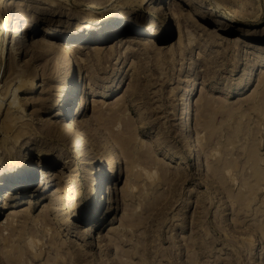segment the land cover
Masks as SVG:
<instances>
[{
    "label": "rangeland",
    "instance_id": "rangeland-1",
    "mask_svg": "<svg viewBox=\"0 0 264 264\" xmlns=\"http://www.w3.org/2000/svg\"><path fill=\"white\" fill-rule=\"evenodd\" d=\"M118 1L91 2L84 7L63 0H0V164L28 159L32 161L30 177L36 179L28 188L18 186L12 191L16 200L8 199V207L0 210V224L13 221L15 229L19 227L13 239L26 228V241L40 246L43 242L47 247L50 235L40 227L34 231L33 226L47 204L42 194L65 183L71 189L66 202L76 209L69 218L60 216V223L53 226L60 229L58 238L68 235L63 238L68 239V248L59 257L44 249L47 252L34 264H47L55 258L59 264H264V45L250 40L264 27V0H241L250 2L247 11L255 12L259 21L233 26L225 25L227 16L221 11L228 10L232 0H150L164 11V15L158 14V34L169 35L156 44L140 39L150 36L145 29L153 16L145 13L147 5L125 6L119 37L101 44L79 40L74 44V67L62 68V74L54 70L57 59L40 48L43 32L60 34L84 12L97 6L118 8ZM172 3L186 12L192 9L210 32L213 27H226L233 33L221 34L215 42L184 17L177 23ZM19 8L30 13L34 26L24 45L7 47L1 34L3 12ZM227 40L234 43L227 47ZM64 43L63 39L52 41L54 46ZM111 45L114 47L109 49ZM98 47L104 51L97 52ZM79 68L95 101L87 112L75 117L76 97L68 123L82 121L80 138L90 141L87 144L101 154L113 150L118 166L125 170L117 181L100 188L99 202L92 211L94 215L103 211L98 220L105 224L95 238L87 236L89 225L97 221L95 216L82 222L90 212L85 191L95 177L94 167L78 148L58 143L55 130L66 122L57 107V100L62 99L58 95L65 89L64 77L75 79V71L79 77ZM25 77L30 78L31 86L20 87L18 80ZM194 84L198 92L191 104V131L187 132L182 100L185 90H192ZM14 96L15 108L11 109ZM190 99L191 95L185 98ZM10 116L14 127L6 130ZM29 121L36 124L30 137L19 135L17 127ZM38 124L50 138L37 136ZM23 128L26 130L25 125ZM190 138L195 140V151L189 154ZM38 148L52 159H39ZM7 187L0 188L1 200ZM113 191L115 209L105 216L103 207L107 208ZM31 203L34 208L24 229V219L9 220L10 212L30 208ZM62 221H71L73 227L66 230ZM3 243L0 235V249L22 257L25 244L20 249L12 244L18 250Z\"/></svg>",
    "mask_w": 264,
    "mask_h": 264
},
{
    "label": "bare ground",
    "instance_id": "bare-ground-1",
    "mask_svg": "<svg viewBox=\"0 0 264 264\" xmlns=\"http://www.w3.org/2000/svg\"><path fill=\"white\" fill-rule=\"evenodd\" d=\"M63 1L74 3L75 6L79 5V6H84V7H87L88 3H91V2L96 3L98 1L100 2L99 5H103V2H102L103 0H97V1L96 0H63ZM118 3H119L118 5H120V7H118L119 9L116 7L107 9L106 7H100V6L96 5L97 7H95V10H93V11L88 10V12H84L82 14V17L80 20L70 24L60 34H56L51 30H45L43 32L44 33L43 37L45 38V40L42 41L40 48L43 49L42 51L45 55H47V54L48 55L49 54L54 55V57L57 59V64L55 63V68L53 66L54 70L56 69V71L58 73L61 72L60 74H62L63 69H64V71L65 70L67 71V70H71L74 67V60L72 59L73 54L75 53V50H76V48H74V44L78 43L79 40H82L84 42L88 41V43H91V44L92 43L93 44H101V43H106L107 41L114 40L117 37H119V35H121L120 29L124 25L125 18H126L125 17L126 14L122 12V9L125 6H137L138 8H141L145 4V5H147V9L145 8L146 9L145 13L153 16L147 20V28L145 29V32H147L145 35H150V36H148V37L141 36V38H140L141 40H147V41H150L152 44L153 43L156 44L157 40L166 41L168 39L169 35L166 34V35H163L161 37L158 34V31L160 28V20H159L158 14L161 13L162 15H164V11H160L161 8H158L156 4H154L153 2H150V0H119ZM250 5H251L250 2L242 3L241 0H232L230 6L228 5L229 6L228 10H226L227 8L221 10V11H223V15L227 16V17H225L227 20L225 25L226 26H230V25L233 26L235 23H237V24L243 23L244 24V23H248V22L259 21V17L255 12L249 13L247 11L248 10L247 8L250 7ZM92 6H89V7H92ZM189 6H190V3H189ZM171 7L177 13V14L175 13L176 15L174 16L175 21H177V23H180V21L182 20L181 17H184L185 19L196 24L198 26V28H200L201 30H203L206 33V36L208 35V38L214 39L213 41H215V42L217 40L216 38H219V36H221V34L229 35V34L233 33L232 29H229L226 27H223V28L213 27V32L212 31L210 32V30L203 24V22L200 21V19L195 17L194 14L190 12L192 9L190 11L186 12V11H183V9H180L178 7V5H176L174 3L171 4ZM191 8H193V7L191 6ZM249 10L251 11V9H249ZM3 15H4V17L2 18V22H1V26L3 28L2 33H1L3 36L2 37L3 42H4L3 44H7V47L10 44V45H12L13 48H15V46L17 47V46L24 45V43L26 42L25 39L27 38L28 34L30 33V28H32L34 26V20H33L32 16L30 15V13H28V11H26V10L24 11V9H22V8H19L16 10H7L5 12V14L3 12ZM158 20H159V22H158ZM211 23H212V21L209 22V25ZM98 25H100L101 28H100V26L98 28ZM112 31H114V33ZM132 32H133V34L138 35V33L136 31L133 30ZM173 35H174V32H173ZM250 37H251L250 40L254 41L255 43H258V45L263 46L264 45V27H263V29H261L257 33H255L254 36H250ZM58 39H59V41L63 39V41H66L67 43L61 44V46H54L52 44V41H54V40L58 41ZM248 39H249V37H248ZM73 40H74V43H73ZM179 41H181V39H179ZM226 42L227 43H225V44H227V47H228V45L231 46L234 43L231 40H227ZM38 43H40V42H38ZM181 44H180V46L182 47ZM38 47H39V45H38ZM112 47H114V45H111L108 48L111 49ZM108 48H106V49L109 50ZM96 49H97V52L104 51V50H102V48H99V47ZM178 49H179V47H178ZM183 49H185V48H183ZM106 53H107V51H106ZM183 53H184V50H183ZM98 62H99V60H98ZM97 66H99V65H97ZM261 67H264V65L261 64ZM208 69L209 68H207L206 70H208ZM210 73H211V71H210ZM29 75H30V73H29ZM76 75L77 74L75 71V79H73V80L71 79V77H68V78L66 76L64 77L63 82L65 84V89L63 91H61L62 93H60L58 95L59 98L62 97V99L59 101L57 100V107L59 109V113H58L59 117L63 118V120H62L63 122L64 121H66V122H64V124H59V126L55 127V130H56L58 137L61 138V139L57 138L58 143H61V141H62L63 144H65V145L69 144L72 147L78 148L81 151L84 160L90 161L89 165H93V167H94L93 173H94L95 177H94L92 182H89L87 184V186H86L87 189L85 191V203L87 204V211H90V212L87 215H85L83 220L82 219L81 220L83 223H87V222H90L89 220L94 218V216H95V220L97 219V221H95V223H93V225H91V226L89 225L88 228H89L90 232H89V234H87V236H92V238H95L96 235L101 231V229L104 227V224H105V222L101 223V221H99L100 216L103 215L102 214L103 211H101V213L99 215H97L98 212L95 213L97 216L94 215V213L92 211V207H93V209L96 208L97 207L96 205L99 202L96 200V198H98L100 188L102 189L104 187V185L110 181L111 182L113 180L117 181L119 178L118 177L119 175H125V170L118 166V163H119L118 156H116L114 154L115 152L113 150H111L110 152L105 151V152H103V154H101L98 149H95L90 144H87L90 141L85 143V141H83V139L80 138V131L82 130L80 123L82 121L78 122L77 120L72 119L71 123L70 124L68 123V118H70V115L72 114V112L74 110L73 106L75 104L74 101H75L76 97H79V100L77 102V110L75 112V117L78 115H82L85 112H87L90 109V107H92L91 104L95 101V100L91 99L89 96V92H88L89 86H88L86 78L84 77V75H85L84 71H82V69L79 68V77L77 76V78H76ZM26 77L24 80L23 79H21V81L18 80L20 83V87H21V85H25V86L30 85L31 80H30V78L27 79ZM196 87H197V85L194 84L192 90H190V89L185 90L187 95L185 93L184 98L182 97L183 98V100H182L183 104L184 105L186 104L185 107L183 106V109H184L183 117H182L184 120V122H183L184 127L183 128L187 132L191 131V128H190L192 126L191 104L195 98L196 93L198 92V87H197V90H196ZM78 91H79V95H78ZM188 95H191V99L185 100L186 96H188ZM13 99H14V101H11L9 104L10 105L9 108H11V109H13V107H14L13 105H15V100H16L15 96L13 97ZM43 102H44V100H43ZM40 106H42V105H40ZM43 106H45L44 103H43ZM9 108H8V110H9ZM68 108H70V111L68 110L69 112L67 111ZM37 110L38 109H36L35 111H37ZM42 111H43L42 109H39V113L42 114ZM65 119H67V120H65ZM11 121H12V117L8 121H6V124L4 126V128H6V130L13 129L14 125L12 124V122L14 121V119L12 122ZM65 123H67L69 125H67ZM23 125H25L26 130H24ZM34 125L36 126V124L30 123V121L23 123V124L19 125V127H17V129L20 128L21 130L18 129L19 131L18 130L17 131H18V133H20L19 135H21V136H22V134L23 135L25 134V136L30 137V135L32 134V129H33L32 127ZM85 126H86V124H85ZM207 127H208V125H207ZM75 128L77 130H75ZM36 129L38 130L37 136L48 137V138L51 137V135L47 132V130L43 126H41L40 124H38V127H36ZM16 136H17V134H16ZM17 137H19V136H17ZM91 137H92V134H91ZM85 138H86V136H85ZM84 140H86V139H84ZM124 141H125V139H124ZM122 143H120V144H122ZM122 145H124V144H122ZM116 146H118V145H116ZM194 146H195V140L193 138H190V140L187 143V150L186 151H188L189 154L193 153V151H195ZM118 147H121V146H118ZM44 152H45V150L38 148L37 155H38L39 159L43 160L44 158L48 159L50 157V153L44 155ZM126 154L129 155V153H126ZM125 158H126V156H125ZM50 159H52V155H51ZM106 166H109V169L106 168ZM31 170H32V161L30 162V160H28V159H19V160L11 161L8 163L0 164V188L8 186L7 187L8 190L6 191V193H4L6 196L3 199H5V200L2 199L3 200L2 201L0 199V210L6 209L8 207V205H9L8 199L11 202L14 199L16 200V192L12 194V191H17L16 187H18V186L22 187L23 186L22 188L26 189L36 182L35 178H33L32 176L30 177V174H31L30 171ZM25 179L30 180V181H28L27 184L23 185ZM46 189H48V188H46ZM70 191H71V189H70L69 184L64 183V184H60L59 186L57 185V187L53 188V190H48V191H46L47 193L45 192L44 194H42V195H44L43 199L46 200L47 204H45L46 206H44L43 209L41 210V219L39 221L42 223H40L39 221H35L36 224H34L33 229H34V231L35 230L39 231L41 228V229H43V231L46 230L45 232H47V234L50 235V240L48 239L49 245L47 244L48 245L47 247H46V243H43V242L41 244L42 246L38 245L39 242H34L35 244L32 245V244H30V242L26 241V238H24V236L27 235V234H25V231H26L25 227L28 225V223L30 221V218L28 217V213H30L32 211V209L34 208L32 203L30 205V208H23L22 210H20V212L18 211L19 213L18 212L17 213L16 212H10L9 216H11L10 217L11 219H9V220H12V218H15V217H19L21 219H24L22 224L24 226L23 229L24 228L25 229L22 232V234L18 235L16 239H13V236L15 237L14 230H17L19 227L17 229H15V225H14L13 221H10V222L8 221L9 223H7L6 225L1 223L0 224V235L2 236V239L4 240V243L2 245L6 246L7 248L11 246V249H12V247L14 249V248L19 247V245H21V244H25V248H24L25 251H24L22 257L20 258L19 255L18 256L12 255L13 250L11 252L10 250L0 249V251L3 253V254L1 253L2 255L0 256V264H24V263L25 264H34V262H38V261L40 262V260H41L40 258L42 256L43 252H47V251H44V249L45 250L48 249L49 252L51 250H53V251H51V253L56 252L57 256L55 255V253H53V254L56 257H59L60 254H62L68 248L67 247L68 239H63V238H68V235L64 234L63 238L62 237L58 238V235H60V229L54 228L53 224L54 223H60V221H58L59 217L62 216V219H64L66 217V216H63V214H65V215L67 214L68 215L67 217L69 218V215H70L69 213L76 209L74 207L69 206V204L66 202L67 199L70 197V195H69ZM130 198H131V196H130ZM107 203H108L107 208H106V206L103 207V210H105V213H104L105 216L109 215L115 209L114 208V206H115L114 191L111 192V194L109 195V201ZM1 213H2V211H0V215H1ZM102 220H104V217L102 218ZM61 226H63L66 230H70L73 227V224L71 221H68V222L62 221ZM28 229L30 230V228H28ZM6 230H7V232L5 233ZM16 234H18V233H16ZM10 243H11V245H10ZM12 244H14V245L16 244L17 247H14V245H12ZM2 245H1V247H2ZM37 246H39V247H37ZM43 246H45V247H43ZM19 249H20V247H19ZM4 250H5V252H4ZM68 251H69V249L67 250V252ZM21 253L19 251L20 255H21ZM47 254L48 253H46V255ZM78 257H80V256H78ZM48 258L46 256V260H48ZM51 259L53 260L54 257ZM51 259H49V261H52ZM57 259H59V258H55L52 262L47 263V264H59L58 263L59 261ZM23 261H26V262H23ZM42 261H43V259H42ZM60 261H61V258H60ZM65 263H66V261H65ZM62 264H64V263H62Z\"/></svg>",
    "mask_w": 264,
    "mask_h": 264
}]
</instances>
